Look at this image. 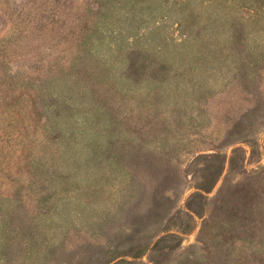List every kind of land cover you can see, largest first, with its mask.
Here are the masks:
<instances>
[{"label":"rangeland","instance_id":"obj_1","mask_svg":"<svg viewBox=\"0 0 264 264\" xmlns=\"http://www.w3.org/2000/svg\"><path fill=\"white\" fill-rule=\"evenodd\" d=\"M0 264H264V0H0Z\"/></svg>","mask_w":264,"mask_h":264}]
</instances>
